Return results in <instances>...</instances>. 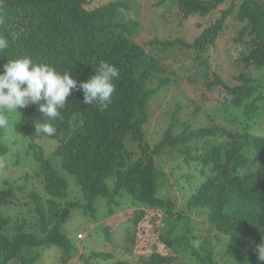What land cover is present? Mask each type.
<instances>
[{"label":"trees","instance_id":"obj_1","mask_svg":"<svg viewBox=\"0 0 264 264\" xmlns=\"http://www.w3.org/2000/svg\"><path fill=\"white\" fill-rule=\"evenodd\" d=\"M99 1L103 2L0 0V36L9 41L6 53H0V72L8 60L21 57L48 64L61 74L70 72L77 85L95 75L94 68L100 61L115 65L120 72L113 81L112 102L104 111L85 105L83 92L72 90L60 116L50 122L55 128L52 135L35 132L34 125L46 121L38 105L18 109L16 129L24 139L57 143L54 154L63 169L74 176L85 211L94 215L98 197L109 198L122 191L140 203L131 217L134 222L146 210L160 208L165 212L163 219L171 217L179 225L180 210L171 200L157 195L160 169L155 157L175 150L186 155L185 162L195 157L202 167L201 179L185 198V208L202 211L209 228L226 237L225 255L234 258L233 264H264L256 252L257 245L264 242V136L252 131L259 109L264 111V103L260 105L264 100L262 83L254 76L255 70L264 67V0H156L152 26L156 21L181 24L192 17L206 18L220 5L225 8L192 42L154 35L147 42L148 48L133 38L142 26L135 16L128 17L134 1ZM230 17L240 27L228 38L237 50L230 55L227 49L234 70L227 81L202 54L227 36L225 22ZM177 48L197 54L187 77V100L195 103V113H207L209 109L210 113L217 112L221 123L192 129L180 121L182 105L176 103L172 111H167V128L151 145L145 142L143 129L150 118L148 107L170 82L169 76L161 77L165 70L157 55L167 58ZM229 117L231 123H226ZM5 129L0 127V160L8 152ZM127 140L139 147L136 159ZM192 141H199V146L192 149ZM35 158L40 162L38 172L44 192V198L31 194L38 219L14 221L8 215L0 216V264H36L37 250L42 247H56L62 252V261L71 259V243L61 225L77 202L66 200L67 184L43 158L41 149ZM181 177L193 184L192 175ZM2 185L0 205L12 203L17 188L9 180ZM155 213L150 215L154 231L161 218ZM128 224L132 226L130 221ZM183 237H177L176 242H183ZM203 238V244L210 242ZM168 247V253H151L146 264H187L177 262L179 253ZM207 260L213 264L211 251L203 258ZM84 264L90 263L84 260ZM107 264L130 263L117 260Z\"/></svg>","mask_w":264,"mask_h":264},{"label":"rangeland","instance_id":"obj_2","mask_svg":"<svg viewBox=\"0 0 264 264\" xmlns=\"http://www.w3.org/2000/svg\"><path fill=\"white\" fill-rule=\"evenodd\" d=\"M129 1H134L135 5L128 17L132 19L130 16H135L142 22L141 28L133 35V38L147 48L149 47L147 42L152 40L154 35L161 39H181L192 42L204 28L213 24L221 10L225 8L223 4L220 5L206 18L192 17L181 24H164L156 21L152 26L150 20L154 18L153 5L156 0ZM97 2L103 1L97 0ZM239 27L240 25L231 17L228 18L225 22L227 36L218 39L215 48L207 49L202 54L205 58L209 57L210 67L218 69L222 78L227 81L231 79L234 72L230 67L227 53L230 51V55H235L237 50L232 48V43L230 44L231 41L228 38L236 33ZM227 49L230 50L227 52ZM196 55V53H190L181 48L175 49L167 58H163L161 54L157 55L165 70L161 77L169 76L170 82L153 97L149 104L150 118L143 128L146 143L152 145L160 139L168 126L167 118L170 113L167 111H172L176 103L182 105V110L178 113L180 121L187 122L192 129L213 128L221 123L217 112L210 113L209 109L207 113L202 111L195 113V103L191 99L187 100L189 90L185 87L189 84L187 77L195 64ZM254 76L260 79L262 83L260 92L264 96V67L255 70ZM263 103L264 100L260 105ZM5 117L8 124L5 129L4 142L8 147V152L0 160V189L6 180H9L11 186L17 189L14 194L15 200L13 199L12 203L0 205V216L8 215L14 221L22 218L38 219L31 194L35 192L44 198L42 176L38 172L40 162L35 158L39 156L40 149L43 158L48 159L57 174L65 180L68 191L66 200L77 202L69 217L61 225L62 232L71 243V259L62 261V252L56 247H42L37 250L39 259L36 264H84V260L90 264H107L117 260H124L130 264H146L151 253H168V245L179 253L177 262L210 264L208 260L203 261V258L206 252L211 251V263L233 264L234 258L225 255L226 237L209 228L202 211L185 208V198L201 179L199 170L202 167L195 157L185 162L186 155L183 156L176 150L171 153L162 152L155 157V163L160 169L157 195L160 198L171 200L175 209L180 210L182 217L179 219V225L178 221H174L171 217L166 216L163 219L162 214L165 212L160 208L157 211L146 210L143 217L140 216L139 220L134 222L131 217L133 211L140 207V203L122 191L112 194L109 198L98 197L94 202L95 213L91 215L82 207L84 203L82 194L74 176L63 169L60 158L54 154L57 143L51 139L34 141L24 139L16 129L18 113H7ZM230 121L229 117L226 123ZM253 122L252 131L264 136L263 110L259 109ZM218 139L219 136H217ZM199 144V141H192L190 146L194 149ZM127 147L133 152L132 158L136 159L140 154L139 147L131 140H127ZM186 174L193 176V184L183 180L181 176ZM30 209L33 210L31 213ZM155 212L161 215L158 221L159 228L156 231L152 230L150 225V215L154 216ZM129 221L132 226L128 224ZM78 234L84 235L83 240H78ZM180 235L184 236L183 242L177 243L176 238ZM161 236H165L166 239L163 240ZM203 237L208 238L210 242L203 244L205 240Z\"/></svg>","mask_w":264,"mask_h":264},{"label":"clouds","instance_id":"obj_3","mask_svg":"<svg viewBox=\"0 0 264 264\" xmlns=\"http://www.w3.org/2000/svg\"><path fill=\"white\" fill-rule=\"evenodd\" d=\"M8 48L9 41L0 36V53H6ZM94 70V76L77 85L70 72L61 74L48 64L34 63L29 57L8 60L0 72V127L8 124L5 114L38 105V112L46 121L35 124V132L52 135L55 128L50 122L60 116L72 90L83 92L85 105L104 111L112 102L113 81L119 78L120 72L106 61H100ZM256 252L258 259L264 262V242L257 245Z\"/></svg>","mask_w":264,"mask_h":264},{"label":"built area","instance_id":"obj_4","mask_svg":"<svg viewBox=\"0 0 264 264\" xmlns=\"http://www.w3.org/2000/svg\"><path fill=\"white\" fill-rule=\"evenodd\" d=\"M83 237H84L83 234H78V235H77V238H78L79 240H83Z\"/></svg>","mask_w":264,"mask_h":264}]
</instances>
